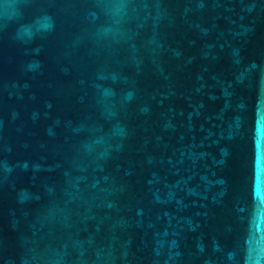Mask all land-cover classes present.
Here are the masks:
<instances>
[{
    "label": "water",
    "instance_id": "95a60500",
    "mask_svg": "<svg viewBox=\"0 0 264 264\" xmlns=\"http://www.w3.org/2000/svg\"><path fill=\"white\" fill-rule=\"evenodd\" d=\"M19 7L0 264H264V0Z\"/></svg>",
    "mask_w": 264,
    "mask_h": 264
},
{
    "label": "clouds",
    "instance_id": "9594fccd",
    "mask_svg": "<svg viewBox=\"0 0 264 264\" xmlns=\"http://www.w3.org/2000/svg\"><path fill=\"white\" fill-rule=\"evenodd\" d=\"M19 14V0H0V18L10 22Z\"/></svg>",
    "mask_w": 264,
    "mask_h": 264
}]
</instances>
